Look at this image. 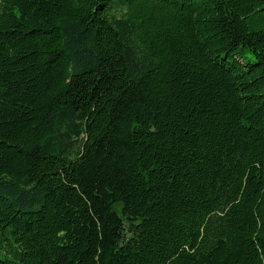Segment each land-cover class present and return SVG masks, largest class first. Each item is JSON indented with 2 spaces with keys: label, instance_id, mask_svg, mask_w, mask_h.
Instances as JSON below:
<instances>
[{
  "label": "trees",
  "instance_id": "trees-1",
  "mask_svg": "<svg viewBox=\"0 0 264 264\" xmlns=\"http://www.w3.org/2000/svg\"><path fill=\"white\" fill-rule=\"evenodd\" d=\"M0 264H264V0H0Z\"/></svg>",
  "mask_w": 264,
  "mask_h": 264
}]
</instances>
